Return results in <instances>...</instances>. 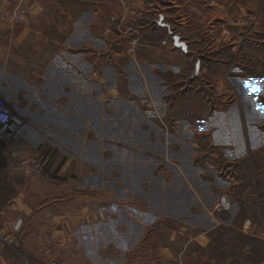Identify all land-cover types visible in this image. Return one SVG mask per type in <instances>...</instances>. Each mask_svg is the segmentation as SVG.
I'll use <instances>...</instances> for the list:
<instances>
[{
	"label": "rangeland",
	"instance_id": "obj_1",
	"mask_svg": "<svg viewBox=\"0 0 264 264\" xmlns=\"http://www.w3.org/2000/svg\"><path fill=\"white\" fill-rule=\"evenodd\" d=\"M33 1L24 3L29 12L27 21L7 25L0 20V76L5 79L0 81V98L22 117L13 139L0 144V181L2 175L16 171L19 160L10 158L13 151L48 158L45 173L50 156L81 155L83 178L94 170L101 148L106 159L111 154L132 162V182L128 163L109 166V180H116L113 192L117 202L176 203V235L180 234L176 238V264H264V0H227V14L223 9V20H218L212 34L193 26L190 14L194 17V12L187 2L192 27L183 35L191 50L181 78H188L192 89L195 85L197 91L190 99L198 110L209 111L210 105L212 111L193 116L194 129L176 132L171 126L176 118L173 109L176 104L193 101L188 97L163 98L166 92H176V69L162 73L160 61L151 56L149 64L140 68L156 108L166 112L168 124L160 129L134 130L132 146L111 147L93 143L98 131L88 124L93 109L91 93H85L86 125L83 131L79 129L84 144L79 146L62 134L65 122L59 114L44 112L45 103L59 109L68 103L67 97L60 95L61 89L63 93L71 91L62 87L63 74L84 75L86 90L91 91L90 78L99 69L110 76L122 75L118 77L122 89L123 76L131 78L129 86L139 96L141 84L134 78L137 67L133 64L122 68L106 64L98 69L101 50L96 33L102 28L105 31L111 17H122L126 4L145 7L139 0H38L32 13ZM37 9L41 12L35 13ZM170 24L176 35V24ZM135 37L141 42V36ZM161 37L156 35L159 40ZM44 42L46 45H40ZM44 74L54 81L35 80V75ZM46 94L62 98L51 103ZM142 100L139 96L135 102L141 105ZM116 133L118 138L124 137V130ZM224 196L230 206L227 211L219 206ZM4 232L13 231L0 230V234ZM192 239L195 241L186 243Z\"/></svg>",
	"mask_w": 264,
	"mask_h": 264
},
{
	"label": "crops",
	"instance_id": "obj_2",
	"mask_svg": "<svg viewBox=\"0 0 264 264\" xmlns=\"http://www.w3.org/2000/svg\"><path fill=\"white\" fill-rule=\"evenodd\" d=\"M35 1L38 0L31 4L32 13V8L39 5ZM178 1H184L185 4ZM219 1L139 0L147 15L134 24V33L142 37L135 55L126 53L129 34L122 35L114 31L105 33L103 28L97 31L101 50L97 55L98 69L106 64L117 68L124 67L126 63L136 66L134 78L140 81L139 96H142L143 105L135 102L139 96L129 86L131 78L123 76L125 88L122 89L118 85V77L122 78V75L110 76L101 73L99 69L90 78L93 82L91 91L86 90L84 75L63 74L60 79L64 83L62 87H69L71 91L63 93L64 90L61 89L60 95L67 97L68 103L60 105V109L51 106L48 108L45 103L44 112L48 115L59 114L64 119L62 134L75 140L73 144L76 146L84 144V136L79 129L83 131L86 125V92L93 97V109L90 111L92 117L88 124L91 123L92 129L98 131L93 142L97 147L132 146L135 140L134 130L160 129L165 126L168 124L166 112L157 110L146 74H143L140 66L143 69L152 56L160 61L158 69L162 73L176 69V92H166L163 98L176 96V100L182 97L192 100L191 93L194 96L197 89L195 85H192V89L188 78H181L184 75L181 73L182 66L187 64V54L191 50L188 39L183 35L189 33L188 28L192 27L190 17L186 14V3H189V8L194 12V17L190 14L193 26L212 34L216 31L218 20H223V9L227 14V0ZM163 3H166L165 6ZM152 7L161 12L154 11ZM38 10L35 13L41 12ZM153 12L158 13V16ZM161 17L163 25L158 24ZM170 23L176 24V35L187 45L186 54L174 48L171 38L174 32L171 31ZM158 34L162 36L160 40L156 38ZM40 45H46V42ZM64 61L69 63L67 59ZM34 78L44 83L54 81L47 74L35 75ZM2 80L5 81L1 75L0 81ZM46 97L52 99L51 103L62 98L47 94ZM209 108L212 111L210 105ZM209 111L206 108L199 111L194 101H188L183 106L176 104L172 111L176 118H173L171 126L176 132L194 129L196 122H191L192 118L195 119L193 116L198 113L205 116ZM119 130H124L123 138L117 137L116 131ZM100 152H103L101 148ZM101 153L98 154L94 170L83 178V157L62 154L50 156L48 173L41 177L27 178L14 170L2 175L0 228L13 231L17 246L10 248L0 245V264H37L43 259L47 249L62 264H176V238L180 235H176V203L117 202L113 192L116 180H109L112 178L109 166L128 163V177L132 182V162L127 158H115L111 154L106 159ZM72 162L73 168L69 170ZM0 164L3 165V161ZM73 170L72 175H69ZM129 186L131 189L132 185ZM192 241L195 239L187 240L186 243Z\"/></svg>",
	"mask_w": 264,
	"mask_h": 264
},
{
	"label": "built area",
	"instance_id": "obj_3",
	"mask_svg": "<svg viewBox=\"0 0 264 264\" xmlns=\"http://www.w3.org/2000/svg\"><path fill=\"white\" fill-rule=\"evenodd\" d=\"M24 3L25 0H0V20L7 25L27 21L29 12ZM146 15L147 11L138 8L135 3L126 4L122 17L110 18V22L105 29V33L114 31L122 35L129 34L130 37L126 52L128 54L135 55L136 47L140 42L139 38L135 37L137 34L134 33L133 21L143 19ZM154 15L158 16V14ZM162 23L164 24V22ZM163 45H165V42H163ZM21 123L22 117L16 114L12 108L5 105L0 98V144L10 142L21 127ZM10 158L19 160V163L14 168L16 171H20L24 175L32 177L43 176L48 162V158L34 157L29 152L21 150L11 152ZM219 206L222 210H229L230 206L227 197L224 196L221 198ZM0 245L3 247H16L17 239L13 232H4L0 234ZM37 264L62 263L51 250L47 249L44 251L43 259Z\"/></svg>",
	"mask_w": 264,
	"mask_h": 264
},
{
	"label": "water",
	"instance_id": "obj_4",
	"mask_svg": "<svg viewBox=\"0 0 264 264\" xmlns=\"http://www.w3.org/2000/svg\"><path fill=\"white\" fill-rule=\"evenodd\" d=\"M162 22H163V19L161 18L160 21H159V25H163ZM172 38H173L172 40H173V46H174V48L180 49L184 54H186L188 52V47L184 43V41H182L180 39V37H178L176 35H174Z\"/></svg>",
	"mask_w": 264,
	"mask_h": 264
}]
</instances>
